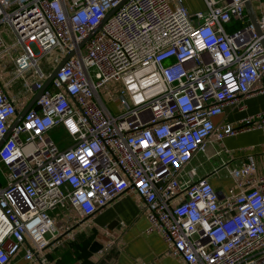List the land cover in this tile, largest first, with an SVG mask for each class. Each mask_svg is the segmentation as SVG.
<instances>
[{
  "label": "built area",
  "instance_id": "built-area-1",
  "mask_svg": "<svg viewBox=\"0 0 264 264\" xmlns=\"http://www.w3.org/2000/svg\"><path fill=\"white\" fill-rule=\"evenodd\" d=\"M203 1L191 11L186 0H127L103 23L122 0H0V66L13 65L4 82L0 74V264L21 250L51 264L53 210L70 204L89 217L127 190L187 264H264V176L254 157L225 164L235 185L223 197L187 170L209 143L264 131V112L239 126L214 121L228 103L264 92V13L259 36L246 0ZM71 51L10 133L17 93L35 96Z\"/></svg>",
  "mask_w": 264,
  "mask_h": 264
},
{
  "label": "crops",
  "instance_id": "crops-1",
  "mask_svg": "<svg viewBox=\"0 0 264 264\" xmlns=\"http://www.w3.org/2000/svg\"><path fill=\"white\" fill-rule=\"evenodd\" d=\"M258 16L264 13V0H251ZM191 11L204 9L203 0H186ZM248 13V12H247ZM228 26V30H231ZM5 76L1 75L4 82ZM119 82L112 81L115 88ZM264 83V80H261ZM121 85V83H120ZM14 90L7 89L12 96L19 91L16 83ZM18 95V96H17ZM18 112H22L34 96L17 93ZM106 106L113 112L120 110V105L109 102L104 97ZM264 112V92L253 93L239 103H228L222 114L214 121L231 123L239 126L250 115ZM18 113L16 115V119ZM15 119V120H16ZM57 132L64 134L62 129ZM253 156L256 161L255 176H264V131L252 129L217 140L207 145L205 151L198 152L187 167L197 170L193 180L207 177L221 197L235 185L225 164L230 167ZM190 178V175H186ZM54 217L57 236L51 239L48 257L51 264H187L181 257L168 252V244L162 234L151 229L148 212L144 209L143 199L133 190H127L100 212L83 217L72 205L57 208L51 212ZM99 241L103 248L98 252L90 250L93 241ZM9 264H39L27 260L24 251L14 255Z\"/></svg>",
  "mask_w": 264,
  "mask_h": 264
},
{
  "label": "water",
  "instance_id": "water-1",
  "mask_svg": "<svg viewBox=\"0 0 264 264\" xmlns=\"http://www.w3.org/2000/svg\"><path fill=\"white\" fill-rule=\"evenodd\" d=\"M127 0H122V2H120V4L113 8L107 15V17L104 19L103 23L120 7L122 6ZM246 4V10L248 12V15L250 17L251 22L254 24L255 26V30L256 33L259 36L263 35V32L260 28V25L258 23V17L253 9L252 6V2L251 0H246L245 2ZM101 28V25L98 26L97 28H95L93 31H91L80 43H79V48H82L86 42ZM262 42L264 44V38L262 39ZM75 53V51H71L62 61L61 63L53 70V72L50 74L49 78L47 79V81L45 82V85L43 87V89L39 90L38 93L33 97L32 101L30 102V104L22 111V112H18V117L14 123V125L12 126V129L10 131V133L12 132L13 128L24 118L25 114L33 107V105L35 104V102L41 97V95L44 92V89H46L50 83L52 82V80L56 77L57 73L59 72V70L61 69V67L65 64V62ZM3 142V141H2ZM2 142L0 143V146L2 144ZM103 248V244L97 240L93 241V243L91 244L90 250L92 252H98L99 250H101Z\"/></svg>",
  "mask_w": 264,
  "mask_h": 264
},
{
  "label": "rangeland",
  "instance_id": "rangeland-1",
  "mask_svg": "<svg viewBox=\"0 0 264 264\" xmlns=\"http://www.w3.org/2000/svg\"><path fill=\"white\" fill-rule=\"evenodd\" d=\"M6 38L9 40V42H11L12 40H14L11 34H8V36L6 35ZM15 49L17 51V53L15 55L21 54V52H22V46L21 45H19ZM6 61H10V59L8 58ZM39 62L41 64H44L46 62V59H42ZM6 68L7 69H3L2 66H0V74L1 75H4L5 77H9L11 75V72L13 71V65L12 64L6 65ZM17 84L19 86H21V81L18 80ZM120 88H121V85H120V83H118L117 87H115V88L112 89L113 90V94H117L119 92ZM103 95H104V97L108 98V95L105 92L103 93ZM57 131H58V129L52 131L51 134H52L53 138L60 144L61 147L67 146V144H68V137H66V135L64 136L63 133L57 132ZM62 139H65V140L62 141ZM0 178L3 179L2 170L1 169H0ZM51 216H52V214H51ZM52 218L54 220V217L53 216H52ZM54 222H55V220H54ZM49 236H51V235L49 234Z\"/></svg>",
  "mask_w": 264,
  "mask_h": 264
},
{
  "label": "trees",
  "instance_id": "trees-1",
  "mask_svg": "<svg viewBox=\"0 0 264 264\" xmlns=\"http://www.w3.org/2000/svg\"><path fill=\"white\" fill-rule=\"evenodd\" d=\"M237 26H239V24L237 23Z\"/></svg>",
  "mask_w": 264,
  "mask_h": 264
}]
</instances>
